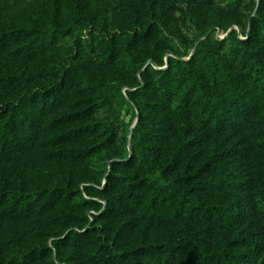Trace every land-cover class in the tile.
Wrapping results in <instances>:
<instances>
[{
	"label": "trees",
	"instance_id": "obj_1",
	"mask_svg": "<svg viewBox=\"0 0 264 264\" xmlns=\"http://www.w3.org/2000/svg\"><path fill=\"white\" fill-rule=\"evenodd\" d=\"M0 264H264V0H0Z\"/></svg>",
	"mask_w": 264,
	"mask_h": 264
},
{
	"label": "water",
	"instance_id": "obj_2",
	"mask_svg": "<svg viewBox=\"0 0 264 264\" xmlns=\"http://www.w3.org/2000/svg\"><path fill=\"white\" fill-rule=\"evenodd\" d=\"M220 31V30H219ZM240 34V33H239ZM224 37H226V35L224 36ZM224 37H222V38H224ZM190 59V58H189ZM148 65H152V62L151 61H149L148 62V64H147V66ZM164 68H167V66L166 67H164ZM130 134H131V131H130ZM129 152H130V156H129V158H131V155H132V153H131V146H130V143H129ZM104 184H106V182L104 183Z\"/></svg>",
	"mask_w": 264,
	"mask_h": 264
},
{
	"label": "rangeland",
	"instance_id": "obj_3",
	"mask_svg": "<svg viewBox=\"0 0 264 264\" xmlns=\"http://www.w3.org/2000/svg\"><path fill=\"white\" fill-rule=\"evenodd\" d=\"M220 37H222V36H220Z\"/></svg>",
	"mask_w": 264,
	"mask_h": 264
}]
</instances>
